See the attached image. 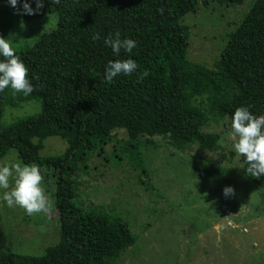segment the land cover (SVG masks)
<instances>
[{"label": "trees", "instance_id": "16d2710c", "mask_svg": "<svg viewBox=\"0 0 264 264\" xmlns=\"http://www.w3.org/2000/svg\"><path fill=\"white\" fill-rule=\"evenodd\" d=\"M243 1L44 0L38 13L23 14L32 19L52 11L57 27L41 34L30 48L16 52L29 70L34 90L28 95L10 87L0 91V120L6 106L32 100L41 102V111L0 125V158L14 148L24 163L54 169L59 241L41 256L0 249V264H101L74 236L79 218L87 219L89 213L78 208V215L71 210L78 185L65 172L79 155L103 150L114 130L126 132L121 152L148 179L140 148L153 145L152 137L167 138L178 149L197 144L217 151L219 134L204 130L210 123L229 119L239 106L248 107L254 115L264 114V0H255L227 35L211 69L188 59L190 27L180 23L186 13H196L200 4L240 5ZM29 2L35 7L34 0ZM94 32L101 39L93 41ZM115 32L137 42L131 58L138 67L136 73L108 82L105 63L128 56L121 50L116 57L104 45L103 38ZM145 71L148 75L138 79ZM53 136L65 141V151L41 156L44 141ZM114 156L121 161V154ZM241 162L247 172L243 157ZM251 178L264 187V175ZM140 183L151 190L145 181Z\"/></svg>", "mask_w": 264, "mask_h": 264}, {"label": "rangeland", "instance_id": "374dc122", "mask_svg": "<svg viewBox=\"0 0 264 264\" xmlns=\"http://www.w3.org/2000/svg\"><path fill=\"white\" fill-rule=\"evenodd\" d=\"M254 2L200 4L196 13H186L180 23L190 27L188 59L211 69L227 35ZM56 27L52 11L26 19L7 2H0V36L9 39L16 52L30 48L41 34ZM40 111L39 100L6 106L0 125ZM204 130L219 134L220 149L208 151L197 144L178 149L161 136L152 137L153 145L143 144L140 151L148 179L122 154L121 141L127 138L123 129L112 132L114 137L103 150L79 155L69 164L66 177L78 185L71 210L78 215V208L89 213L87 219L79 218L74 234L86 244V251L101 264H264V187L243 171L228 118ZM66 147L60 137H49L40 155H61ZM4 163L26 164L14 148L0 158V164ZM34 165L40 169L50 207L28 215L0 200V249L41 256L58 243L60 224L55 171ZM140 181L151 185V190ZM225 185L234 188L229 198L221 194Z\"/></svg>", "mask_w": 264, "mask_h": 264}, {"label": "clouds", "instance_id": "9594fccd", "mask_svg": "<svg viewBox=\"0 0 264 264\" xmlns=\"http://www.w3.org/2000/svg\"><path fill=\"white\" fill-rule=\"evenodd\" d=\"M14 10L24 15H33L44 7V0H34L35 7L29 0H6ZM19 2L20 7L17 8ZM52 2V0H51ZM58 2V0H56ZM93 41L101 39L99 33L94 32ZM105 46L111 49L116 57H120L121 50L128 56L123 59L108 60L104 65V79L111 82L119 75L129 76L137 71V63L131 58L132 50L137 42L131 38H121L119 32L103 38ZM28 68L16 53L12 43L6 37L0 36V91L11 88L15 92L25 95L34 90L28 79ZM148 72L140 73L138 79L146 77ZM233 148L243 157L247 173L250 176L264 175V115H254L248 107L239 106L230 116ZM40 169L32 164L4 163L0 164V200L7 206H19L28 215L46 212L50 201L42 187ZM221 194L229 198L234 194V188L225 185Z\"/></svg>", "mask_w": 264, "mask_h": 264}]
</instances>
